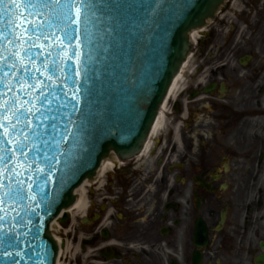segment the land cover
<instances>
[{
  "label": "water",
  "instance_id": "water-1",
  "mask_svg": "<svg viewBox=\"0 0 264 264\" xmlns=\"http://www.w3.org/2000/svg\"><path fill=\"white\" fill-rule=\"evenodd\" d=\"M223 2L96 0L86 25L74 8L73 44L80 46L85 64L100 72L99 79L83 73L80 59H67L72 49L61 46L67 44L61 33L66 23L62 10L43 3L27 10L19 5V10L13 8L19 27L12 30L9 6L0 5L5 124L0 129V155L5 158L0 164V264H55L58 247L49 233L51 222L74 203L75 189L95 175L111 151L121 159L140 151L173 77L192 50L188 34L205 25ZM36 24L42 27L26 31ZM73 90L79 103L72 98ZM9 121L16 123L15 132L7 127ZM65 125L77 135L65 140ZM19 144L25 145L24 157ZM52 156L59 159L44 176L45 160ZM67 219L64 215L60 222Z\"/></svg>",
  "mask_w": 264,
  "mask_h": 264
},
{
  "label": "flooded vegetation",
  "instance_id": "flooded-vegetation-1",
  "mask_svg": "<svg viewBox=\"0 0 264 264\" xmlns=\"http://www.w3.org/2000/svg\"><path fill=\"white\" fill-rule=\"evenodd\" d=\"M243 2L175 106L161 158L121 169L126 205H100L81 225L84 264H248L262 253L264 0Z\"/></svg>",
  "mask_w": 264,
  "mask_h": 264
},
{
  "label": "snow or ice",
  "instance_id": "snow-or-ice-1",
  "mask_svg": "<svg viewBox=\"0 0 264 264\" xmlns=\"http://www.w3.org/2000/svg\"><path fill=\"white\" fill-rule=\"evenodd\" d=\"M95 2L96 0H0V5L9 6L8 7L9 16H8L7 24L11 26L12 30L19 27V25H17L13 19V15H15V13H13V8H17V10H19L18 9L19 5H25V10H27L28 6H34L36 3H43L46 6H55L56 8L62 10L63 18L66 23H65V27L61 29V33H62L63 41H67V44L65 45L62 43L61 46L71 47L72 49L71 55L68 56L67 59L70 61L73 59H80V68L82 69L83 73L85 75H88L89 73H91V76L89 77L90 79H99L100 72L94 68L88 67L85 64L84 59H83V53L79 50L80 46L73 44L74 33H75L74 25L77 19L73 15V9L74 8L77 9V11L80 13L81 23L86 25L88 21L89 11L93 8ZM77 6H80V7L77 8ZM28 14L32 15L31 12H29ZM3 21H4V9L0 7V24H2ZM41 27L42 25L40 24L32 25L30 28L26 29V31L36 32ZM12 30H10L9 32L10 36L13 35ZM107 31L111 32L112 29L109 28L107 29ZM85 35H87L86 27H85ZM2 37H3V28L0 27V38ZM108 51H109V48L107 47L104 48V52H108ZM2 58L3 57H0V59ZM12 67H15V65L13 64ZM9 90H11V88H9ZM89 91L90 93H94L95 89L93 88V89H90ZM72 98L76 100L77 103H79V100L77 99L76 90H73ZM9 110L13 111V120L18 122L20 117L19 115H16V110L11 105L9 106ZM69 124H73V122L69 121ZM7 127L11 128L12 132L16 131V123H14L13 121H9ZM3 128H5L4 112H3V103H2V100H0V129H3ZM64 134H65L64 135L65 140H67L69 137L73 135H77V133H74L72 129L68 127V125H65L64 127ZM3 142H4L3 135L2 133H0V143H3ZM24 147L25 145L23 144L18 145V149L21 153V157H24L26 155L24 153ZM0 151H2V149H0ZM61 155H63V153H61ZM8 159H11V157H8ZM58 159H59L58 156L47 157L45 160V164H46L48 171L45 173H42V175L47 176L49 173H51V171L55 168V164L53 163V161H56ZM4 162H5V158L2 155H0V164H3ZM0 175H2V169H0ZM47 183L48 181L45 180V184ZM17 184L19 188L21 182L18 181ZM7 195H9V197L12 198L13 193L9 192ZM2 204H3V197L0 196V205ZM2 211H4V209L0 207V212ZM0 219H2V217H0Z\"/></svg>",
  "mask_w": 264,
  "mask_h": 264
},
{
  "label": "bare ground",
  "instance_id": "bare-ground-1",
  "mask_svg": "<svg viewBox=\"0 0 264 264\" xmlns=\"http://www.w3.org/2000/svg\"><path fill=\"white\" fill-rule=\"evenodd\" d=\"M201 31H194L191 33V41L193 43H196L197 40L199 39V34ZM187 65L184 66L183 68V72L182 74H180L168 100H174L176 95L178 94V92L180 91V89L183 86V82H184V77H185V71H186ZM168 110L166 109V105L164 106L153 130L150 136V139L148 141V143L145 146V150H144V154L148 153V151L151 149L152 147V142L154 141V139L158 136V134L163 130V128L165 127V119L167 116ZM112 169V165L110 160H106L103 162L101 169L98 173V177L101 178L104 176V174H106L107 172H109ZM93 183L92 181L89 183H86L84 185H82L77 191H76V202L74 203V205L69 209L68 214L70 216H72L73 218L75 217H79L85 214L86 210L89 207V203H88V197H87V188H89L90 186H92ZM54 226H58V222L55 221L52 225V229H54ZM52 233L55 234V232L52 230ZM58 241V245L59 247L61 245L65 246L66 245V241L62 240L60 238H57ZM68 249V248H67ZM65 250L63 248L60 249V255H59V259H58V264H61V259L64 257V252Z\"/></svg>",
  "mask_w": 264,
  "mask_h": 264
},
{
  "label": "rangeland",
  "instance_id": "rangeland-1",
  "mask_svg": "<svg viewBox=\"0 0 264 264\" xmlns=\"http://www.w3.org/2000/svg\"><path fill=\"white\" fill-rule=\"evenodd\" d=\"M218 40H222V37H218ZM197 59V56L194 57L193 60L190 61L192 63ZM189 70V67H188ZM94 196L96 197L97 195L94 193ZM100 198V196H98ZM79 222V217H76L74 221L70 222V233L68 235H62V238H65L67 241V245L65 247V253L64 257L61 259V264H82V255L80 254V249H79V243H78V223ZM68 248V249H67Z\"/></svg>",
  "mask_w": 264,
  "mask_h": 264
}]
</instances>
